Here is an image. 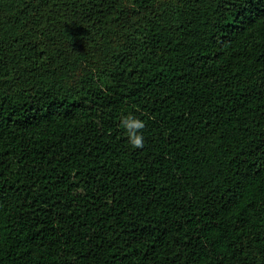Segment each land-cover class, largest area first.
<instances>
[{
    "label": "trees",
    "instance_id": "trees-1",
    "mask_svg": "<svg viewBox=\"0 0 264 264\" xmlns=\"http://www.w3.org/2000/svg\"><path fill=\"white\" fill-rule=\"evenodd\" d=\"M0 264H264V0H0Z\"/></svg>",
    "mask_w": 264,
    "mask_h": 264
},
{
    "label": "clouds",
    "instance_id": "clouds-1",
    "mask_svg": "<svg viewBox=\"0 0 264 264\" xmlns=\"http://www.w3.org/2000/svg\"><path fill=\"white\" fill-rule=\"evenodd\" d=\"M121 128H123L128 137L130 145L134 149H143L145 146V139L143 130L146 124L141 119L129 114L121 118Z\"/></svg>",
    "mask_w": 264,
    "mask_h": 264
}]
</instances>
